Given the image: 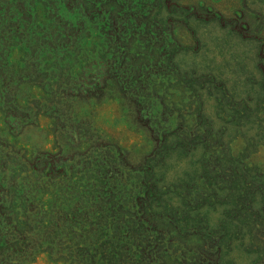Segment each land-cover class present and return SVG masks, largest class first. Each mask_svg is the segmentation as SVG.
<instances>
[{"label":"rangeland","instance_id":"374dc122","mask_svg":"<svg viewBox=\"0 0 264 264\" xmlns=\"http://www.w3.org/2000/svg\"><path fill=\"white\" fill-rule=\"evenodd\" d=\"M0 264H264V0H0Z\"/></svg>","mask_w":264,"mask_h":264}]
</instances>
